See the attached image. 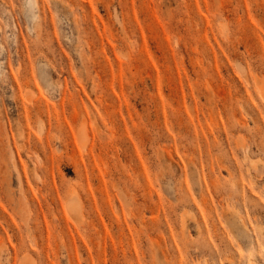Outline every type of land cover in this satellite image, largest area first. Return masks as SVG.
Masks as SVG:
<instances>
[{"label": "rangeland", "instance_id": "obj_1", "mask_svg": "<svg viewBox=\"0 0 264 264\" xmlns=\"http://www.w3.org/2000/svg\"><path fill=\"white\" fill-rule=\"evenodd\" d=\"M263 90L264 0H0V264H264Z\"/></svg>", "mask_w": 264, "mask_h": 264}, {"label": "bare ground", "instance_id": "obj_2", "mask_svg": "<svg viewBox=\"0 0 264 264\" xmlns=\"http://www.w3.org/2000/svg\"><path fill=\"white\" fill-rule=\"evenodd\" d=\"M263 92H264V90H263ZM263 94H264V93H263ZM263 94H262V95H263Z\"/></svg>", "mask_w": 264, "mask_h": 264}]
</instances>
